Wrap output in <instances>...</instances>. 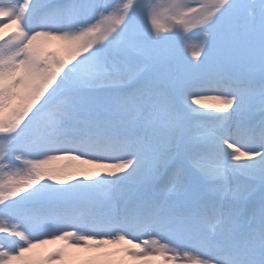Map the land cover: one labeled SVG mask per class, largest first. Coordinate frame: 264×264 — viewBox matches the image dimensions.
<instances>
[{"label":"snow or ice","instance_id":"6c2138e0","mask_svg":"<svg viewBox=\"0 0 264 264\" xmlns=\"http://www.w3.org/2000/svg\"><path fill=\"white\" fill-rule=\"evenodd\" d=\"M0 264H264V0H0Z\"/></svg>","mask_w":264,"mask_h":264},{"label":"bare ground","instance_id":"6f19581e","mask_svg":"<svg viewBox=\"0 0 264 264\" xmlns=\"http://www.w3.org/2000/svg\"><path fill=\"white\" fill-rule=\"evenodd\" d=\"M62 161V160H61ZM64 164H72V165H78L79 162L78 161H63ZM47 248H52V247H55V245H48L46 246Z\"/></svg>","mask_w":264,"mask_h":264},{"label":"rangeland","instance_id":"374dc122","mask_svg":"<svg viewBox=\"0 0 264 264\" xmlns=\"http://www.w3.org/2000/svg\"><path fill=\"white\" fill-rule=\"evenodd\" d=\"M63 161H68V160L57 161V162H55V165L54 166L64 165V162Z\"/></svg>","mask_w":264,"mask_h":264}]
</instances>
